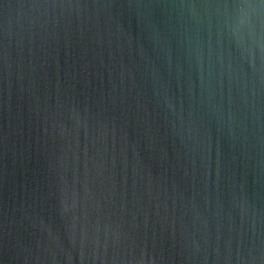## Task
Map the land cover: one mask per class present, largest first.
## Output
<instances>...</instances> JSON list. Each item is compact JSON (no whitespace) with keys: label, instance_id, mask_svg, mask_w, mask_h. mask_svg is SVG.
Wrapping results in <instances>:
<instances>
[{"label":"water","instance_id":"water-1","mask_svg":"<svg viewBox=\"0 0 264 264\" xmlns=\"http://www.w3.org/2000/svg\"><path fill=\"white\" fill-rule=\"evenodd\" d=\"M0 264H264V0H0Z\"/></svg>","mask_w":264,"mask_h":264}]
</instances>
